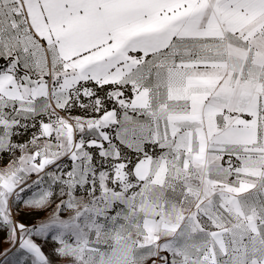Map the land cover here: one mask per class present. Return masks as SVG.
<instances>
[{"label": "snow or ice", "instance_id": "1", "mask_svg": "<svg viewBox=\"0 0 264 264\" xmlns=\"http://www.w3.org/2000/svg\"><path fill=\"white\" fill-rule=\"evenodd\" d=\"M0 236V264H264V0H0Z\"/></svg>", "mask_w": 264, "mask_h": 264}, {"label": "rangeland", "instance_id": "2", "mask_svg": "<svg viewBox=\"0 0 264 264\" xmlns=\"http://www.w3.org/2000/svg\"><path fill=\"white\" fill-rule=\"evenodd\" d=\"M21 220H22V221H25V222H28V217H26V216H21ZM0 238H2V236H0Z\"/></svg>", "mask_w": 264, "mask_h": 264}]
</instances>
